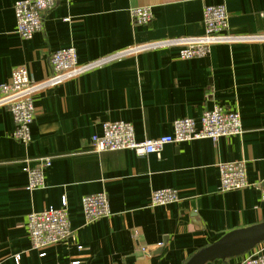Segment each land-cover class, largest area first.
<instances>
[{
    "label": "crops",
    "instance_id": "crops-1",
    "mask_svg": "<svg viewBox=\"0 0 264 264\" xmlns=\"http://www.w3.org/2000/svg\"><path fill=\"white\" fill-rule=\"evenodd\" d=\"M17 1L0 0V85L18 66L35 80L48 77L50 54L60 48L74 47L87 63L166 38L199 36L207 5L225 6L233 35L264 33V0H59L45 13L42 31L24 40ZM146 5L154 17L139 25L131 8ZM34 104L27 144L13 137L10 109L0 108V264H186L225 234L264 222L260 189L220 191L218 169L244 160L251 182L264 178V41L217 43L189 59L175 47L140 49L43 90ZM219 105L240 113L243 134L167 144L160 155L91 149L105 122L133 123L144 140ZM45 155L53 157L45 186L31 189L23 167ZM168 187L180 200L152 204V190ZM98 192L108 194L112 214L87 222L82 199ZM64 196L77 245H53L41 257L31 247L27 216L61 207ZM245 255L206 264H241Z\"/></svg>",
    "mask_w": 264,
    "mask_h": 264
},
{
    "label": "built area",
    "instance_id": "built-area-1",
    "mask_svg": "<svg viewBox=\"0 0 264 264\" xmlns=\"http://www.w3.org/2000/svg\"><path fill=\"white\" fill-rule=\"evenodd\" d=\"M59 0H19L14 5L17 20V32L22 39H31L35 33L44 27L45 13L56 7ZM203 26L205 32L199 36H182L166 38L161 41L148 43L143 48H130L112 53L95 61L80 63L74 47H65L50 54L52 74L43 80H35L26 66L13 68L10 81L0 85V108L10 109L16 124L13 137L21 143L31 141V127L35 118V98L43 90L56 87L66 80L95 69L97 66L108 64L140 49L175 47L179 49L182 59L205 56L212 45L217 43H235L264 41V33L245 35L231 34L228 29L229 14L223 4L205 6ZM134 21L139 25H147L154 17L149 5L131 8ZM242 116L236 111L224 106L207 109L201 114V119L184 117L174 122L173 131L159 137H149L139 140L135 136L133 123L114 120L102 125L100 134L94 135L91 149L94 152L129 150L138 156L151 153L161 154L167 144L185 143V141L210 138L213 141L221 137L243 134ZM53 157L45 155L37 160L28 159L23 171L28 174V187L31 189L45 186V169L51 166ZM220 169V191H236L254 187L261 191L264 201V178L251 182L248 178L244 160L238 162H222ZM180 200L176 188L153 189L151 201L154 205H166ZM84 215L87 222L98 221L112 214L110 201L106 192L85 195L82 199ZM26 226L33 250L41 251L40 256H46L47 247L59 243L77 245L76 233L73 229L66 196L62 199L61 207L46 208L43 211H32L27 216ZM137 236L138 231H135ZM82 249V246H78ZM145 250V249H144ZM146 251V250H145ZM19 259V255L16 256ZM79 262H74V264ZM241 264H264V242L247 252Z\"/></svg>",
    "mask_w": 264,
    "mask_h": 264
},
{
    "label": "water",
    "instance_id": "water-1",
    "mask_svg": "<svg viewBox=\"0 0 264 264\" xmlns=\"http://www.w3.org/2000/svg\"><path fill=\"white\" fill-rule=\"evenodd\" d=\"M264 242V222L225 234L218 242L194 253L186 264H206L216 259L240 257Z\"/></svg>",
    "mask_w": 264,
    "mask_h": 264
}]
</instances>
